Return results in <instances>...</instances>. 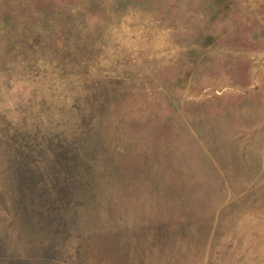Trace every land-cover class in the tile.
<instances>
[{
	"label": "rangeland",
	"instance_id": "1",
	"mask_svg": "<svg viewBox=\"0 0 264 264\" xmlns=\"http://www.w3.org/2000/svg\"><path fill=\"white\" fill-rule=\"evenodd\" d=\"M0 264H264V0H0Z\"/></svg>",
	"mask_w": 264,
	"mask_h": 264
}]
</instances>
